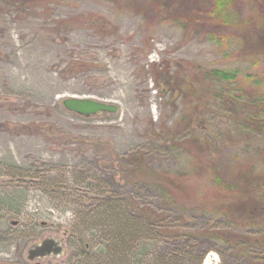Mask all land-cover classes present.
<instances>
[{
    "label": "rangeland",
    "instance_id": "obj_1",
    "mask_svg": "<svg viewBox=\"0 0 264 264\" xmlns=\"http://www.w3.org/2000/svg\"><path fill=\"white\" fill-rule=\"evenodd\" d=\"M162 1L0 0V264H264V226H234L212 211L230 199L214 190L212 171L264 168V134L243 132L229 92L237 81L204 84L197 71L263 83L264 0H231L232 23L210 26L197 18L204 13L177 12L183 0ZM69 97L118 109L85 115L65 106ZM185 134L213 153L194 154L176 139ZM166 171L186 179V205L162 198L156 179ZM124 197L133 218L111 204ZM144 209L162 220L145 223ZM206 227L260 242L184 234ZM131 229L138 237L115 255L113 237ZM46 237L65 251L30 258Z\"/></svg>",
    "mask_w": 264,
    "mask_h": 264
},
{
    "label": "trees",
    "instance_id": "obj_2",
    "mask_svg": "<svg viewBox=\"0 0 264 264\" xmlns=\"http://www.w3.org/2000/svg\"><path fill=\"white\" fill-rule=\"evenodd\" d=\"M188 0H183L177 6L178 11L180 13L186 12L189 13L190 16H197L196 14L201 15L202 13L205 16L197 17L202 22L200 24L207 25L209 24H227L232 23L231 16H236L234 13V9H231V0H211L208 3H203V5H198L195 3L186 4L185 2ZM161 2V1H159ZM169 5L174 7V1L172 0H163ZM161 3V4H162ZM157 4V3H156ZM198 10H194V9ZM194 10V11H193ZM264 11V10H263ZM262 11L261 17L258 20H262L264 23V12ZM199 12V13H195ZM241 20V19H240ZM264 40V38H262ZM259 45H263L264 41L258 42ZM198 73L202 74L200 81L204 84L205 82H213L215 84H220L225 81H237L239 87L233 88L234 90L229 91L232 94V97L235 98V104L237 105V117L243 123V132L247 134V137H253L257 133L264 134V81L260 83L259 87L246 85L242 81H239V75L236 71H228L220 68H203L198 67ZM249 79V76H246ZM255 77L254 81L258 79V76ZM252 77V78H253ZM236 91V92H234ZM242 116V119L240 118ZM189 125L193 126V122L189 121ZM176 137L179 143H184V141H188L193 146L192 151L194 154L200 155L205 158V154L209 155L213 153L212 150L205 147V145L201 142L199 136L195 134H190L189 137L187 134L179 137ZM175 139V137L173 138ZM249 139V138H248ZM208 156V155H207ZM207 159V158H206ZM212 159V158H211ZM210 160V159H209ZM213 185L214 190L218 192L219 196L223 192L227 194V198L229 200L216 201L212 203V211H214L218 215H224L228 218L229 222L234 226H248V225H256V226H264V201L261 199L263 196V191L261 189L264 188V168L259 167L257 164L253 163L249 166H238L231 172V176L223 175L219 173L218 170H213ZM157 182H161V195L162 198L168 199L170 204L173 203H183L186 205L191 199V195L187 192H183V184L186 182V179L183 175L172 173V172H161L160 176L156 179ZM215 194V198H216ZM129 198L124 197L120 199H116L111 204L117 207L118 209H125V214L130 218H133L130 213H126L127 206L129 204ZM126 203V205H124ZM110 204V203H108ZM121 205H124V207ZM206 208L208 207L205 205ZM203 206V207H205ZM115 207H108L104 210L106 214H109L111 211H115ZM257 211H256V210ZM253 213V214H252ZM181 214L177 217L181 218ZM141 218L145 221V223L151 219L154 220H162V214H156L150 212L148 210H142ZM164 226V224H162ZM133 228V226H131ZM163 228H159L158 234H163ZM187 237L191 238H200V237H213L217 239H222L225 242L233 244L237 247H248L249 245L257 244L260 242V237L258 240L254 241L250 236L242 235L239 232H236L231 229L225 228H212L206 227L204 229H196L194 231H189L188 233H184ZM139 234L131 229V231H127L126 233L122 232L119 234H115L119 239L116 240L111 246V250L115 255L121 254L122 257L129 249L125 248V243L128 246V243L131 244L138 237ZM128 239V240H127ZM263 240V239H262ZM131 247V245H130ZM128 248V249H127ZM189 247L185 248L186 252H191V250H187ZM184 250V249H181ZM181 252V251H180ZM179 253V252H178ZM179 254L173 259L175 262L179 258ZM164 258V257H163ZM161 259L158 261V264H167L166 260ZM177 264V263H176Z\"/></svg>",
    "mask_w": 264,
    "mask_h": 264
},
{
    "label": "water",
    "instance_id": "obj_3",
    "mask_svg": "<svg viewBox=\"0 0 264 264\" xmlns=\"http://www.w3.org/2000/svg\"><path fill=\"white\" fill-rule=\"evenodd\" d=\"M64 104L67 108L85 115L102 111L111 112L118 109V105L115 103L100 101L93 98L69 97L64 100ZM64 251V246L60 240L56 239L55 237H46L43 240L32 244L28 250V253L30 258H34L36 256L48 255L52 252L58 254ZM36 264L46 263L37 262Z\"/></svg>",
    "mask_w": 264,
    "mask_h": 264
},
{
    "label": "flooded vegetation",
    "instance_id": "obj_4",
    "mask_svg": "<svg viewBox=\"0 0 264 264\" xmlns=\"http://www.w3.org/2000/svg\"><path fill=\"white\" fill-rule=\"evenodd\" d=\"M52 253H54V252H52ZM52 253H51V254H52ZM54 254H55V253H54Z\"/></svg>",
    "mask_w": 264,
    "mask_h": 264
}]
</instances>
